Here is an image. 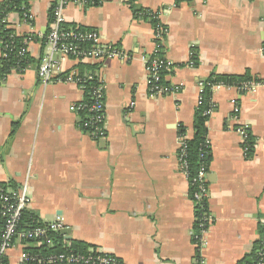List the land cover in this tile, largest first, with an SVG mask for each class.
I'll return each instance as SVG.
<instances>
[{
  "label": "crops",
  "instance_id": "obj_1",
  "mask_svg": "<svg viewBox=\"0 0 264 264\" xmlns=\"http://www.w3.org/2000/svg\"><path fill=\"white\" fill-rule=\"evenodd\" d=\"M56 1L28 0L29 22L9 16L18 36H33L32 62L23 73L3 76L0 68V183L19 188L27 181V212L41 223L62 216L72 230L71 239L62 233L67 247L82 241L122 264H238L264 241V0H70L63 11L67 27L97 30L132 59L62 60L64 74L44 82L39 65L50 49L44 36ZM138 10L157 14L167 30L164 56L173 67L164 81L177 89L171 94L150 93L141 57L154 51L156 26ZM1 58L0 49V67ZM91 72L105 84L106 135L97 139L80 128L82 115L73 110L86 91L66 80ZM246 72L260 80L254 91L213 89L207 122L212 222L199 246L196 208L179 161V126L193 137L202 82L215 73ZM241 127L254 137L250 156ZM2 227L0 218V236ZM31 247L18 240L7 264H23L21 253Z\"/></svg>",
  "mask_w": 264,
  "mask_h": 264
},
{
  "label": "built area",
  "instance_id": "obj_2",
  "mask_svg": "<svg viewBox=\"0 0 264 264\" xmlns=\"http://www.w3.org/2000/svg\"><path fill=\"white\" fill-rule=\"evenodd\" d=\"M69 2L70 0H57L51 10L52 24L44 36L45 42L50 49L43 55L39 65V75L44 82L51 81L58 74H64L61 64L62 60L73 59L97 62L108 58H118L122 61L132 59V56L125 49L115 44L107 43L97 30L67 27L63 11ZM74 2L82 5H94L102 2V0H74ZM148 13L150 19L157 18V14L154 12ZM32 18L33 16L27 12L22 19L24 22H29ZM166 33V28L162 26L156 27L154 51L150 56L141 57L147 64L149 72L148 84L153 97L165 96L177 91L174 86L164 84L165 74L173 67V63L164 56ZM32 39L33 36H29L23 40V45L18 50L19 57H24L28 54V45ZM7 50L12 51L7 46L4 55L8 54ZM194 57L195 51H192L191 59L188 62L191 67L196 65ZM66 80L77 82L88 94L82 101L73 106V110L77 113L81 114V112H84L85 114L82 115L80 120V128L93 138L104 137L106 135L104 81L93 72L83 75L71 73L66 77ZM89 81L92 82L88 86L86 83ZM201 85L204 86V83L202 82ZM257 85L258 83L250 81L245 84L243 89L246 92L254 91ZM216 87L218 86L214 88ZM239 89L241 90V88ZM213 110L214 107L207 114H211ZM239 132L244 142H246L248 129L241 127ZM179 136V161L188 177V163L185 158L186 136ZM206 144L209 145L208 139ZM207 176L208 171L205 167H202L194 181L198 186V190L192 198L196 209L202 201H208L209 199ZM30 203L31 197L27 181L19 188L0 183V218L3 220L0 236V264H7V253L16 245L18 240L32 245L31 248H27L21 253L23 264H122V261L117 256L97 250H93L95 252L91 253L77 252L74 249L64 252H48L47 249L54 248L57 245L55 238L57 235H62V230L66 227L65 220L62 216H58L50 222L33 221V223L26 226V223L24 225L23 215L28 210ZM197 220L199 222L200 218L198 217ZM211 222L212 219L209 215V217L205 218V222L200 221V232H193L195 241L199 246L205 243L204 236L208 232ZM254 264H264V247L258 251V258Z\"/></svg>",
  "mask_w": 264,
  "mask_h": 264
},
{
  "label": "trees",
  "instance_id": "obj_3",
  "mask_svg": "<svg viewBox=\"0 0 264 264\" xmlns=\"http://www.w3.org/2000/svg\"><path fill=\"white\" fill-rule=\"evenodd\" d=\"M189 0H175L176 4ZM30 8L28 0H3L0 4V49L2 51L1 58V74L7 75L12 71H16L19 73H23L29 64L32 62L31 58L27 54L24 57H19L18 50L23 45V38L18 36L13 29L10 22H8V17L16 13L21 19L28 12ZM149 10H138L136 12L137 16L145 17L149 19ZM154 26L158 27L157 19H150ZM45 41V38H44ZM7 46H9L12 51H8L6 53ZM196 61V56L194 57ZM19 65V66H18ZM81 69L92 70L93 65L90 64H80ZM85 70V71H86ZM83 75V74H81ZM254 81L259 83L260 80L253 77L251 73L246 72L243 75H224V74H212L207 80H205L202 92H201V100L194 114V134L191 138H186L185 145V158L188 163V179L190 183V195L191 198L194 197V193L198 190L197 183H194L196 177L198 176L199 171L202 167H205L207 171H209V166L212 160L211 148L210 145H207V137H208V126L207 122L209 119V114L207 112L214 107L212 101L213 89L215 86L224 85V86H234L237 88H241V92H246L243 88L246 83ZM92 81L87 82L86 84L89 86ZM164 84H168L164 81ZM88 95V94H87ZM81 115H85L84 112H81ZM179 134L186 136V129L184 126H179ZM245 148L247 149V155L250 156L253 152L254 147V137L250 132H248V138L245 142ZM208 184V183H207ZM199 209V210H198ZM209 205L208 201H202L197 206L196 209V217L200 218L199 222L197 220L195 229L196 232H200V221L205 222V218L209 217ZM24 225L26 226L36 221L35 217L32 216L27 211L23 215ZM261 234L264 236V227L261 226ZM264 239V238H263ZM57 245L54 248L47 249L48 252H64L69 249H74L77 252L83 253H91L95 252L90 249V245L77 240H72L70 246L67 247V241L64 239L62 235H57L55 238ZM264 241L260 240L257 242L254 252L247 255L242 261L238 264H254L255 260L258 258V251L263 248Z\"/></svg>",
  "mask_w": 264,
  "mask_h": 264
},
{
  "label": "water",
  "instance_id": "obj_4",
  "mask_svg": "<svg viewBox=\"0 0 264 264\" xmlns=\"http://www.w3.org/2000/svg\"><path fill=\"white\" fill-rule=\"evenodd\" d=\"M71 232H72V230H71V228H64L63 230H62V233L63 234H66L67 235V237H68V239H71Z\"/></svg>",
  "mask_w": 264,
  "mask_h": 264
}]
</instances>
